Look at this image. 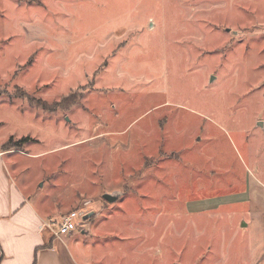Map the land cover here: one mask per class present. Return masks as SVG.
Wrapping results in <instances>:
<instances>
[{
  "label": "rangeland",
  "instance_id": "374dc122",
  "mask_svg": "<svg viewBox=\"0 0 264 264\" xmlns=\"http://www.w3.org/2000/svg\"><path fill=\"white\" fill-rule=\"evenodd\" d=\"M0 153L65 263L264 264V0H0Z\"/></svg>",
  "mask_w": 264,
  "mask_h": 264
},
{
  "label": "crops",
  "instance_id": "0c3cea01",
  "mask_svg": "<svg viewBox=\"0 0 264 264\" xmlns=\"http://www.w3.org/2000/svg\"><path fill=\"white\" fill-rule=\"evenodd\" d=\"M49 218L12 179L0 153V264H68L53 244L61 236L42 228Z\"/></svg>",
  "mask_w": 264,
  "mask_h": 264
},
{
  "label": "built area",
  "instance_id": "2783aa9c",
  "mask_svg": "<svg viewBox=\"0 0 264 264\" xmlns=\"http://www.w3.org/2000/svg\"><path fill=\"white\" fill-rule=\"evenodd\" d=\"M79 213L76 211H70L59 219L49 218L42 226L43 229L51 232V235L55 238H59L62 234L71 232L80 224L78 218Z\"/></svg>",
  "mask_w": 264,
  "mask_h": 264
},
{
  "label": "trees",
  "instance_id": "16d2710c",
  "mask_svg": "<svg viewBox=\"0 0 264 264\" xmlns=\"http://www.w3.org/2000/svg\"><path fill=\"white\" fill-rule=\"evenodd\" d=\"M30 101V100H29ZM33 101V100H32ZM31 102V101H30ZM36 104L38 105V106H42L43 108H45L44 107V105H45V103L43 102V101H41V100H36ZM28 138L27 137H22L21 139H19V140H13V138L12 137H10L4 144H3V147H13V148H18V146L21 144V142L22 141H24V140H27ZM44 246H46V245H44ZM1 258H2V252H1V249H0V260H1Z\"/></svg>",
  "mask_w": 264,
  "mask_h": 264
},
{
  "label": "water",
  "instance_id": "95a60500",
  "mask_svg": "<svg viewBox=\"0 0 264 264\" xmlns=\"http://www.w3.org/2000/svg\"><path fill=\"white\" fill-rule=\"evenodd\" d=\"M213 79V78H212ZM117 195L116 194H112V193H104L102 195V198L105 199L108 202H113L117 199ZM244 224V222H242V225Z\"/></svg>",
  "mask_w": 264,
  "mask_h": 264
}]
</instances>
